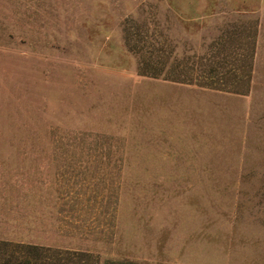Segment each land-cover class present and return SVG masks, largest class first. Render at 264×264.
Returning <instances> with one entry per match:
<instances>
[{"label":"rangeland","instance_id":"1","mask_svg":"<svg viewBox=\"0 0 264 264\" xmlns=\"http://www.w3.org/2000/svg\"><path fill=\"white\" fill-rule=\"evenodd\" d=\"M26 245L264 264V0H0V264Z\"/></svg>","mask_w":264,"mask_h":264},{"label":"trees","instance_id":"2","mask_svg":"<svg viewBox=\"0 0 264 264\" xmlns=\"http://www.w3.org/2000/svg\"><path fill=\"white\" fill-rule=\"evenodd\" d=\"M255 36H256V30H255V34L251 38L252 41L251 52L247 51L245 53H242L240 55L241 59L239 57L236 61L233 60L232 66L234 65L237 71L240 64V60L245 61V63L247 62V65L248 63L251 62L252 54L254 50V44H255ZM223 47L226 49V45ZM228 55L229 54H226L224 60L228 59ZM211 62L212 65L209 63V67L206 70L205 69L197 70L198 72H200L198 76L199 77L198 80L197 78H194V76L195 75L197 76V74H189L190 76L179 75L176 78L170 80L175 82L188 83V84H192V83L197 84L195 81L197 80L198 85L201 87L214 89L222 92L235 93V94H239V93L244 94L247 91L248 85L245 86L243 90L242 88H240V78L243 81L249 82L251 77V74L249 72L250 70H248L247 75L238 76V73L235 72L234 69L225 68L227 67L226 64L215 62V60H212ZM227 64H231V63L227 62ZM201 78L203 80H200ZM23 248L25 249L28 255H25L24 258L19 259L17 256L14 257L12 253L4 260L3 264H90L88 260H90L91 255L87 252L66 250L64 256L60 257L56 254L48 256L47 249L36 245H26ZM105 264H139V263L131 262V261L116 262L114 260H108L105 262Z\"/></svg>","mask_w":264,"mask_h":264}]
</instances>
